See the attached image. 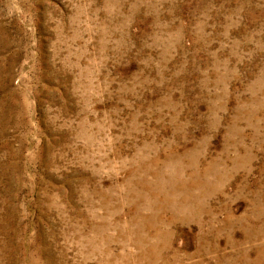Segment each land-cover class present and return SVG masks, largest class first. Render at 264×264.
Returning <instances> with one entry per match:
<instances>
[{
	"label": "rangeland",
	"instance_id": "374dc122",
	"mask_svg": "<svg viewBox=\"0 0 264 264\" xmlns=\"http://www.w3.org/2000/svg\"><path fill=\"white\" fill-rule=\"evenodd\" d=\"M0 264H264V0H0Z\"/></svg>",
	"mask_w": 264,
	"mask_h": 264
}]
</instances>
